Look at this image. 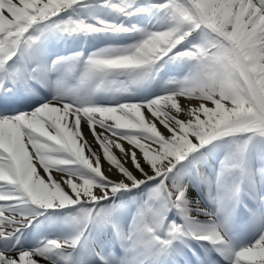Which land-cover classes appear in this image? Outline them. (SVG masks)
Instances as JSON below:
<instances>
[{
	"label": "snow or ice",
	"instance_id": "6c2138e0",
	"mask_svg": "<svg viewBox=\"0 0 264 264\" xmlns=\"http://www.w3.org/2000/svg\"><path fill=\"white\" fill-rule=\"evenodd\" d=\"M0 264H264V0H0Z\"/></svg>",
	"mask_w": 264,
	"mask_h": 264
}]
</instances>
